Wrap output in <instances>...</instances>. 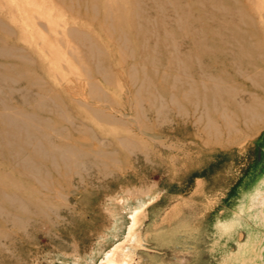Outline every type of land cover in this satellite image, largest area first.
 Wrapping results in <instances>:
<instances>
[{"label": "rangeland", "instance_id": "obj_1", "mask_svg": "<svg viewBox=\"0 0 264 264\" xmlns=\"http://www.w3.org/2000/svg\"><path fill=\"white\" fill-rule=\"evenodd\" d=\"M157 2L162 9L156 0H0V48L14 51L0 50V73L9 66L29 72L0 83V100L52 118L58 99L65 129L88 127L94 144L115 152L105 167L73 175L47 217L23 231L6 226L0 264H99L118 244L117 264H264V0H213L204 11L196 0ZM151 31L157 34L143 52L141 35ZM198 37L203 45L190 41ZM161 40L176 42L170 48ZM150 50L157 71L143 62ZM170 50L204 52L200 65L232 88L219 98L231 124L209 115L217 134L206 130L203 96L182 110L167 103L162 114L144 104L137 117L140 81L160 91L161 73L176 71L163 61ZM249 106L257 109L251 120L240 113ZM12 166H0V174ZM118 197L126 201L119 210L109 203Z\"/></svg>", "mask_w": 264, "mask_h": 264}, {"label": "bare ground", "instance_id": "obj_2", "mask_svg": "<svg viewBox=\"0 0 264 264\" xmlns=\"http://www.w3.org/2000/svg\"><path fill=\"white\" fill-rule=\"evenodd\" d=\"M212 1L213 0H196L197 6L199 5L201 7L200 9L204 7L206 8L208 3H211ZM156 5L158 9L163 8V5L160 2H157V0ZM215 9L216 8H214V10ZM226 10L228 11V14L230 10ZM231 11L234 12V10ZM203 20L204 17L198 18L199 22ZM234 23L236 22H233V24ZM177 24L181 25L179 22ZM234 26L231 25L230 27ZM158 27L161 29L165 28L163 24ZM185 30H183V33L186 32L185 35H188L187 30ZM154 32L156 33V31ZM154 32L151 31L148 34L141 35L140 45L143 52L146 50L147 41L154 37ZM211 34L213 36H219V32H211ZM238 36L240 38L241 35ZM242 38L243 37H241V40L243 41ZM245 38L247 39V37ZM195 39H191L190 41L201 44L204 40L201 37ZM166 41L167 40H164L162 42L161 40V45L166 44ZM168 42L170 43L169 46L171 48V44H174L176 41H167V44ZM251 44L247 45L246 49L251 54L257 56L256 46ZM213 47L206 46L205 49L213 50ZM214 49H217V47H214ZM0 50L4 54L12 55L14 53V51L5 46L1 47ZM178 54L179 52L170 50L165 56H163V61L166 67H173L176 71L170 74V76H168L166 70L161 73L163 80L166 79L167 81H164V84H159V87H161L160 91L157 90L156 85L146 78L140 81L134 94V104L137 109L136 115L139 119H143L144 112L140 107L144 104L155 110L157 113L162 114L167 107V103L174 105L178 110H182L184 109V102H188L195 106V104L200 102L199 99L203 96L209 101H207L208 105L204 102V104L202 103L204 106L203 115L206 120V130L213 134H217L218 129L215 125L216 123L213 119L209 118V115L210 113H218L219 117L222 118L227 126L231 124L229 115L225 112L222 113L225 110L220 109L222 103L219 98L223 94H231L233 90L228 84H224L225 82L220 75L210 73L209 69L204 66L203 68L201 66L202 64L200 65L199 59H202L203 57L205 58L207 55L204 54V52L194 53L189 50L184 56ZM211 57L212 56H209L208 58L209 63L212 60ZM256 59L257 58H255V61ZM143 62L151 66V68H155L156 71L158 70L154 50H150V52L146 51V54L143 57ZM4 65L5 64H3L2 67ZM17 68L18 71L16 70ZM13 69L16 71L11 72ZM7 70V72L0 73V83H4V85L6 82L16 83L18 80L22 79V77H25L23 76L24 74H22L24 72H26L25 74H29L28 71L20 66H9L7 67ZM19 70L23 72H20ZM131 78L135 81L134 72L131 73ZM2 89L4 88L0 86V90ZM172 90L176 91L172 92ZM4 95L7 96L8 94ZM42 100L43 98L41 99V102ZM57 100L58 99L55 101L53 100V102L56 103L53 104L55 108L52 110L53 113L51 112L53 116L52 118L45 115L42 116V112L39 111L40 109L37 107H28L24 102L20 105H14L8 101L0 100V166H3L4 164H9V166L13 165L9 168L8 172L0 174V186H2L0 189V235L1 232L4 233V231H6V226L8 225H11V227L16 230L23 231V228L30 221L37 220L39 217H47L49 213L53 211V197H63L65 195V190L71 187V179L73 175L86 171L91 167H105L106 164L103 161H112L115 158V152L103 150L101 147L94 144L91 129L88 127H81V129L75 130L65 129L64 124L68 121V115L67 113H64L60 101L58 102ZM25 101L27 102V99ZM44 101L43 105L46 103V101L45 103ZM24 105L28 108H25ZM45 108L46 107H44V110ZM256 111L257 109L255 107L249 106L248 108L241 109L240 113L245 119L251 120L255 118ZM6 112H12L11 114H14L10 115L6 114ZM94 115L99 120H101V118L107 119L106 115L101 113V111H95ZM125 147L127 149H134L135 145L131 142H126ZM7 183L11 184L13 189L14 187H19V189L16 188L19 191L13 193L11 191L12 189L8 188L9 186L7 188L4 187ZM124 200L125 197H118L116 199L111 198V202L109 201V203H112V206H114V208L117 207L119 210V208L121 206L123 207L125 204L126 201ZM137 214L138 212H135V215L132 218V223L128 228L127 237L132 234L135 226L138 224V221L136 220ZM120 245L121 244L116 245L110 252H108L99 264H117L116 256Z\"/></svg>", "mask_w": 264, "mask_h": 264}]
</instances>
